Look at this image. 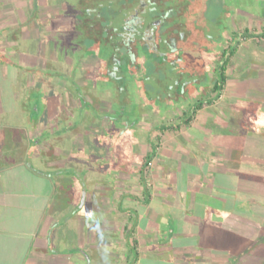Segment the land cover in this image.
<instances>
[{
    "label": "crops",
    "instance_id": "0c3cea01",
    "mask_svg": "<svg viewBox=\"0 0 264 264\" xmlns=\"http://www.w3.org/2000/svg\"><path fill=\"white\" fill-rule=\"evenodd\" d=\"M247 29L245 43L254 36ZM238 44L240 49L241 41ZM3 68L6 71L5 62ZM232 70L221 95L196 102L193 110L182 104L159 127L154 124L140 152L148 154L146 164L134 165L135 181L114 182V192L97 182L94 189L106 186L105 194L85 192L77 199L75 194L65 198L62 191L75 184L65 175L67 168L56 175L38 171L24 166L22 155H16L22 145L28 151L40 145L44 132L51 141L60 131H0V264H260L256 249L249 252V247H255L252 241L263 228L242 209L247 203V178L263 184V172L246 167L242 136L215 138L210 131L223 127L216 113L229 103L228 89L249 86L264 93L260 82L250 85L247 75L240 78L238 71L236 83H231ZM9 94L15 105L12 111L17 112L16 91L12 88ZM80 138L75 134L72 141ZM6 142L15 159L3 156ZM57 151L65 150L58 146ZM41 186L43 190L37 188ZM53 198L72 203L74 214L84 208L86 213L74 223L71 217L64 220L62 204L48 212ZM98 213L115 217L123 251L117 256L116 246L104 240V219H97Z\"/></svg>",
    "mask_w": 264,
    "mask_h": 264
},
{
    "label": "flooded vegetation",
    "instance_id": "af4514ba",
    "mask_svg": "<svg viewBox=\"0 0 264 264\" xmlns=\"http://www.w3.org/2000/svg\"><path fill=\"white\" fill-rule=\"evenodd\" d=\"M242 1L31 0L38 13L34 19L42 22L63 16L70 22L65 31L75 33V44L83 45V50L75 47L72 54L66 53L63 64L53 59V68L47 69L53 77L49 86L58 84L64 90L53 93L51 102L29 103L27 111L34 118L47 106L52 112L56 109L54 118L35 124L31 131L65 133L83 126L89 136L105 132L110 137L130 128L147 131L153 123L150 117L159 122L163 111L173 115L182 104L193 110L196 102L212 93L221 95L233 66L231 54L234 57L246 31L229 28L228 11L232 10L229 18L234 23L243 16L255 18ZM61 4L64 9L75 6L74 13H60ZM45 9L46 16L41 12ZM252 33L255 39L260 34L257 27ZM72 41L66 42L70 49L75 46ZM39 82V87H45L44 80ZM154 98L159 104L154 109L161 113L152 111L149 101ZM138 156L140 160L131 162L145 165L148 154Z\"/></svg>",
    "mask_w": 264,
    "mask_h": 264
},
{
    "label": "rangeland",
    "instance_id": "374dc122",
    "mask_svg": "<svg viewBox=\"0 0 264 264\" xmlns=\"http://www.w3.org/2000/svg\"><path fill=\"white\" fill-rule=\"evenodd\" d=\"M26 1L28 0H0V50L2 52V56L0 57V131H7V133L11 131L30 130L35 124H40L41 121L50 120L55 117L56 109L55 112H52L53 109L51 106L42 109V113H39V116H36V118L32 117L27 111L29 109V103L31 101L39 103L41 101L40 99L45 101V103L47 101L51 102L53 93L60 90L63 91V87H60L58 84L49 86L52 83L51 80L53 77L48 74L47 69L53 68V59H58L63 64L65 54H72L73 48L77 47V49L83 50L82 44H75V41H77L75 39L76 34L65 31L66 25L70 23L69 20H65L63 16H59L51 21L43 18L42 22H38L39 19H34V16L38 15V13L30 6L31 0L28 3ZM242 2L248 10L252 8V14L255 15L254 19H257L256 23H254V19L250 20L251 18H245L244 16L240 18L238 23H234L229 18L232 10L228 11V17L226 19V21L229 19L228 22L224 23L229 25L230 29L236 31L248 28L250 33L253 28L257 27L260 34L259 38L257 37L256 39L250 36L251 39H246V43L244 40H240V49L234 51L235 55L230 59L231 64L235 65V67L233 65L231 68L233 70L231 71L232 77L230 76V78L232 79L230 82L233 84L236 83L234 77L236 76V71H238L240 78H245L244 76L247 75L245 80L248 84L252 85L256 80L260 82V88L264 89V84H261L264 80V39L261 34L264 30V0H243ZM73 4L71 3V5ZM76 5H78L77 2L75 3ZM75 6H72L73 8L70 9H64V4H61L59 7L60 13L64 14L63 12H66V15L71 16L74 13L73 9H75ZM256 7V14H254L253 9ZM109 10V12L114 11V7ZM219 11L220 8H217V4H215V13ZM41 12L45 16L48 14L46 9ZM247 15L248 13H246ZM205 29L207 32L209 30L216 32L212 28ZM69 34L75 45L71 49L68 48L66 43L70 41ZM86 59H89V57ZM4 62L7 65L6 71L3 68ZM39 80L45 81V87H39ZM12 88L16 91L20 101V103L18 102L19 104L17 103V112L12 111L15 105L14 101L11 98L9 99V90H12ZM227 94L230 99L228 101L229 103L222 104V108H218L216 113L221 117L219 123L223 127H212L210 131H214L213 136L215 138L224 137V134L226 135V139H228V136H231V138L238 135L242 136L247 147L246 167L249 169L256 166L264 175V134L262 133L264 131V93H261L260 90L254 87L248 86L245 88L244 86H234L228 89ZM213 96L217 95L212 93ZM155 100L156 98L152 100L153 102L149 101V103L152 109H159V104H156ZM39 108L41 109L42 107L40 106ZM156 109L152 111L154 113H161L162 110L156 112ZM75 115H77L76 118L80 117L78 116V112ZM161 115H163L162 120L160 118L159 122L154 120L153 117H150L153 123L149 125V130L154 124H157L155 128L157 126L159 127L164 121V117L170 118L171 116L164 111ZM147 118L149 116H146ZM131 130L130 128L112 137L108 136L105 132L97 136H89V131H84L83 126H80L76 131H66L65 133L64 131H60V133L54 134V137L52 136L54 139L51 141L47 140L46 136H48V133L44 132L40 139V145L43 147L36 145L28 151L22 145V149H20L22 152L17 150L16 155L17 157L22 155L21 161L24 166L32 165L38 171L54 172L56 175L63 168H67L65 175L75 184L73 189L62 191L65 198L75 194L74 198L77 199L80 197V194L85 192L105 194L107 191L106 186L103 189H94L95 183L104 182L114 192V182L134 180L133 173L137 169H135L134 162L131 161L141 159L138 155L144 150L143 143L144 140L148 139L149 130ZM75 134L80 135L81 138L73 142L72 139ZM10 145L9 142L3 143V156H8V159L12 160V158L15 159V153L10 151ZM58 146H61L65 151H57ZM43 149L45 150L43 151ZM113 161L114 163H112ZM69 165L76 167V169H71ZM183 173H185V170ZM83 174L84 176L87 175V177H82ZM246 184V187L250 190L258 189L259 191H264V183L260 184L247 178ZM245 185L242 183V186ZM37 188L43 190L42 186ZM248 195L255 196L254 194ZM83 201V199L80 200V205ZM256 201L257 205L255 207L254 205L249 207V203L247 202V205L242 210L256 208L252 210V213L254 212L256 215H251V217L263 220L264 197H257ZM61 204L65 206V210L61 214L65 218L64 220L71 217L74 223L75 220L83 218L84 212L86 211L85 208L84 210L79 209L78 213L74 214L72 211L74 210L72 203H68L66 200L60 202L55 200V198L52 199V204L48 206V212L51 213L53 208ZM77 205L79 206L78 203ZM96 217L97 219H104V240H110L116 246L114 249L115 256L119 255L123 251L120 248L122 245L120 239L121 234L114 225L115 217L107 213H98ZM73 241L72 239L71 243ZM62 248H66V246ZM103 255L106 256V254ZM107 264H111L110 261Z\"/></svg>",
    "mask_w": 264,
    "mask_h": 264
},
{
    "label": "trees",
    "instance_id": "16d2710c",
    "mask_svg": "<svg viewBox=\"0 0 264 264\" xmlns=\"http://www.w3.org/2000/svg\"><path fill=\"white\" fill-rule=\"evenodd\" d=\"M247 31H248V29H247ZM262 36L264 37V30L262 32ZM225 80H226V78H224V83H225ZM248 194H254L255 196H250ZM260 196L264 197V191H259L258 189H253V190L247 189V193H246L247 200H246V202L249 203L248 206L251 207V205H254V207H255L257 205L256 198L257 197L260 198ZM246 205H247V203H246ZM248 209H249V212H248ZM248 209L246 210L247 216L249 218H251L254 222L261 225V227L263 228L261 234L257 238H255L254 241H252L253 242L252 246H255L256 248L255 247L254 248L249 247V252L250 251L252 252L254 249H256L257 252L255 253V255L260 256L261 257L260 258L261 259L260 264H264V217H263V220L262 219L260 220L257 218L254 219L253 217H251V215L252 216L256 215L254 212L252 213V210L256 209V208H252V209L248 208Z\"/></svg>",
    "mask_w": 264,
    "mask_h": 264
}]
</instances>
